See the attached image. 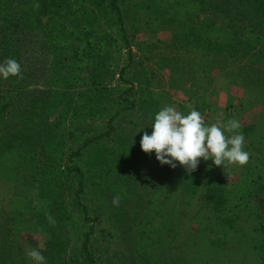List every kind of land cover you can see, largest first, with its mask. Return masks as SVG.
<instances>
[{"label":"rangeland","instance_id":"1","mask_svg":"<svg viewBox=\"0 0 264 264\" xmlns=\"http://www.w3.org/2000/svg\"><path fill=\"white\" fill-rule=\"evenodd\" d=\"M117 3L125 41L113 11L97 0H48L45 14H39L38 0H0V64L16 59L11 40L30 23L44 56L39 67L48 71L49 83L40 87L38 105L22 112H37L54 131L41 146L49 164L40 173L17 151L0 157V264H34L26 255L32 248L42 252L46 264H61L63 258L64 264H80L77 247L85 226L63 179L68 162L86 177L82 201L93 219L97 264H181L183 259L189 264H264V250L253 246L252 235L239 243L230 225L207 218L202 189L183 179L188 175L183 167L161 165L154 152L140 147L144 128L166 106L184 114L195 109L209 125L235 119L249 162L223 169L201 159L191 174L201 170L224 180L230 204L245 176H261L264 187V37L222 20L203 0ZM129 50L133 62L123 79L133 91L119 78ZM27 62V69L32 67L24 76L40 71L34 59ZM26 83L0 76V110L5 103L20 102L15 92ZM121 93L134 98L137 109L116 117L111 138L73 157L126 107L119 106ZM160 175L166 176L161 183ZM117 195L120 203L114 206Z\"/></svg>","mask_w":264,"mask_h":264},{"label":"trees","instance_id":"2","mask_svg":"<svg viewBox=\"0 0 264 264\" xmlns=\"http://www.w3.org/2000/svg\"><path fill=\"white\" fill-rule=\"evenodd\" d=\"M41 3V10L39 14H45L47 9L48 0H38ZM101 5H105L110 8L117 21L119 31L121 32V39L125 41V31L123 28V16L122 11L117 3V0H97ZM204 4L209 11L215 13L222 20H229L234 24L250 28L252 32H255L264 37V0H203ZM58 6V5H57ZM56 6V7H57ZM12 23V22H11ZM12 27V26H10ZM27 30L19 34H14L11 40V53L16 55V59L21 64L22 79H27L25 86L20 85L19 91L15 93L20 99V102L15 106V102L12 104L16 111L13 109L10 113L7 108L12 106L11 102L4 104L0 110V157L5 153L17 151L23 155L25 159L30 161L31 167L39 171L45 169L47 161L42 151V145H44L49 139H53L54 131L45 120L39 118L37 112H22L28 106L38 105V101L41 100L43 91L40 87H43V83H49V74L45 70V73L41 71L43 69L44 56L39 52L38 39L33 35L30 23L27 25ZM34 26L33 28H35ZM25 33V34H24ZM212 52V51H211ZM29 56L26 57L25 54ZM214 53V52H212ZM13 56V54H12ZM26 57V58H25ZM34 59L36 68L40 71L35 74L29 72V76H24L27 73L23 71L27 69L25 66L28 64L27 60ZM133 62V54L131 50L127 52L126 66L122 67L119 72L120 81L130 85V90L133 91V87L129 82H126L123 77L126 70ZM32 67V66H31ZM28 68L29 70L31 69ZM27 69V70H28ZM45 69V66H44ZM31 71H34L31 70ZM21 79V80H22ZM30 80L34 81L31 82ZM38 88V89H36ZM47 96V93H45ZM124 93L118 96L119 106L125 104L120 112H117L115 116H112L106 123V132L99 136H94L85 140L78 151H76L73 157L80 155V151L86 149V147L94 144L97 140L102 138H111V133L114 129L113 122L116 117L127 110L137 109L136 100L133 98H124ZM17 114V115H14ZM143 119L146 116L143 114ZM43 120V121H42ZM33 122L39 123L34 124ZM151 122V119H150ZM20 125V126H19ZM26 125L29 127L26 128ZM150 126L147 125L144 129L149 131ZM32 131V134L30 132ZM246 131H248L246 129ZM71 163V164H70ZM251 169L247 167V170ZM255 172V170H253ZM63 179L68 189L69 197L74 206L75 211L79 212L81 222L85 226V232L81 237V241L77 247L76 258L80 264H97V250L92 243V235L94 233L93 219L89 214L88 208L83 204L82 196L86 189V177L79 166L72 162L65 164L63 171ZM187 174V173H186ZM252 174V171L250 175ZM168 176V175H167ZM159 182L163 181L166 176H159ZM185 181H191L197 187L196 190L202 189L201 201L205 209H208L207 218L211 219L216 224L230 225L228 228L232 230L235 235L238 234V242L245 244L252 235L255 247L259 246V249L264 250V187L259 184L262 179L261 176L254 178H248V175L241 180L238 191H234L232 196V203L230 204L231 194L225 189L224 180L213 179L210 173H204L201 170L183 176ZM221 180V181H220ZM137 204L140 209L143 208V202L138 200ZM258 242V243H257ZM6 244L8 241L6 239ZM258 249V248H256ZM7 251V249H6ZM197 254L194 255V258ZM52 257L53 255H49ZM264 261V255H263ZM193 261V260H192ZM65 260L62 259L61 264H64ZM181 264H189L188 259L180 261ZM5 264H10L5 262Z\"/></svg>","mask_w":264,"mask_h":264},{"label":"clouds","instance_id":"3","mask_svg":"<svg viewBox=\"0 0 264 264\" xmlns=\"http://www.w3.org/2000/svg\"><path fill=\"white\" fill-rule=\"evenodd\" d=\"M0 76L4 79L10 76L22 79L20 62L6 59L0 64ZM150 127L151 134L145 131L140 139L141 150L146 154L154 152L161 165L175 169L179 164L189 175L197 170L201 159H211L215 166L223 169L226 165L243 167L249 162L250 154L243 150L245 138L239 132L241 123L238 120L209 125L195 109L184 114L172 106H166L156 113ZM119 203L120 197L114 196L113 205L118 206ZM26 255L34 264H46L38 248H32Z\"/></svg>","mask_w":264,"mask_h":264}]
</instances>
